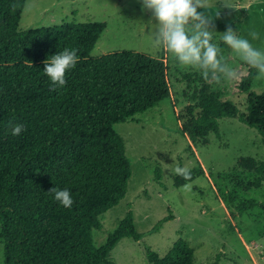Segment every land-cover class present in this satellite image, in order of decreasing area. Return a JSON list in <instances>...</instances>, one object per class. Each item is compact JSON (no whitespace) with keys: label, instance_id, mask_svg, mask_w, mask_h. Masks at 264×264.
Here are the masks:
<instances>
[{"label":"trees","instance_id":"1","mask_svg":"<svg viewBox=\"0 0 264 264\" xmlns=\"http://www.w3.org/2000/svg\"><path fill=\"white\" fill-rule=\"evenodd\" d=\"M26 1L0 0V236L6 264H115L109 255L120 240L145 235L129 210L104 243L95 242L100 216L125 197L133 173L115 125L170 97L167 65L161 57L132 49L93 56L107 27L103 21L21 30ZM65 48L77 50V63L61 87L43 70L45 61ZM241 65L234 88L248 94L246 112L201 77L186 123L194 140L220 135V120L239 116L264 142V91L253 90L256 69ZM9 121L24 125V131L13 136ZM258 170L256 183L262 185L264 163ZM51 188L67 189L72 206L56 201ZM195 251L179 238L163 256L149 247L148 257L152 264H195Z\"/></svg>","mask_w":264,"mask_h":264},{"label":"rangeland","instance_id":"2","mask_svg":"<svg viewBox=\"0 0 264 264\" xmlns=\"http://www.w3.org/2000/svg\"><path fill=\"white\" fill-rule=\"evenodd\" d=\"M26 4L31 7L23 10L21 30L64 21H103L107 27L91 52L93 56L132 49L161 57L167 65L170 97L115 125L125 139L133 173L125 197L100 216L102 227L93 231L95 242L104 243L129 210L136 229L145 235L141 240L124 237L109 260L152 264L149 247L163 256L184 238L196 249L195 264H264V182L256 183L258 167L264 163L262 135L237 116L220 120V135L210 133L197 140L190 136L186 123L190 106L196 105L192 95L202 88V75L180 66L170 53L153 48L157 22L151 11L143 9L141 0H27ZM207 15L210 22L225 24L209 29L212 42L239 75L242 61L226 48L222 33L231 26L255 47L264 48V0H211ZM251 29L258 31L261 39L252 40L248 35ZM237 77L209 83L222 99L234 101L246 112L248 94L235 90ZM253 90L263 92L264 81L255 79ZM195 113H200L199 107ZM177 166L189 168L191 180L174 174ZM185 184L191 185L190 190L182 187ZM167 216L170 219L152 231ZM0 264H6L1 236Z\"/></svg>","mask_w":264,"mask_h":264},{"label":"clouds","instance_id":"3","mask_svg":"<svg viewBox=\"0 0 264 264\" xmlns=\"http://www.w3.org/2000/svg\"><path fill=\"white\" fill-rule=\"evenodd\" d=\"M141 2L143 9L151 11L157 22L152 36L154 49L170 53L182 67L196 69L205 81L220 83L222 80L230 81L237 77V70L228 64L221 48L212 42V32L209 30L210 17L207 15L211 9V0H141ZM225 5L234 8L228 3ZM30 7V4L25 5V9ZM16 8L17 5L13 4L12 10L15 11ZM216 15H219V12ZM248 35L252 40L261 39V34L255 29H251ZM221 39L240 61L256 69L257 81H264V48L255 47L248 38L237 35L231 26L222 33ZM76 63L77 50L65 48L45 61L43 71L54 85L62 87L67 82L65 79L67 70L74 68ZM8 127L13 136H19L24 131V125L13 121L8 122ZM172 171L183 176L185 180H191V170L187 167L177 166ZM182 187L190 190L191 185L185 184ZM49 191L54 193L55 200L64 207L72 206L74 201L67 189L51 188Z\"/></svg>","mask_w":264,"mask_h":264},{"label":"bare ground","instance_id":"4","mask_svg":"<svg viewBox=\"0 0 264 264\" xmlns=\"http://www.w3.org/2000/svg\"><path fill=\"white\" fill-rule=\"evenodd\" d=\"M242 239V238H241Z\"/></svg>","mask_w":264,"mask_h":264}]
</instances>
